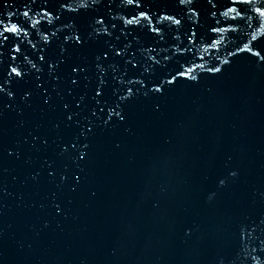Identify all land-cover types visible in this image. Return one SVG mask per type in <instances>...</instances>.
<instances>
[{
	"label": "water",
	"instance_id": "obj_1",
	"mask_svg": "<svg viewBox=\"0 0 264 264\" xmlns=\"http://www.w3.org/2000/svg\"><path fill=\"white\" fill-rule=\"evenodd\" d=\"M62 2L35 0L28 23L40 54L62 61L59 83L24 38L23 51L36 68L18 61L27 75L6 81L13 94L0 96V264H264V39L252 40L264 37V18L253 10L260 5L250 6L247 20L232 21L208 0H145L152 23L164 29L158 41L147 21L122 35L121 18L133 9L121 0L95 9L84 7L91 0H67L78 12L62 9ZM26 3L0 0V19L7 24L15 14L13 23H25ZM45 8L54 10L52 17L43 16ZM158 14L182 23L157 20ZM101 15L103 26L96 24ZM212 26L238 30L212 33ZM105 27L112 36H97ZM193 28L197 42L190 51L161 59L188 46ZM75 35L87 42L73 45L68 38ZM126 40L134 41L137 60L149 55L145 47H155L151 55L167 67L149 76L115 56L98 66L105 49ZM73 64L85 71L68 95ZM180 65L195 78L161 79H171ZM101 73L109 75L97 102L91 90ZM128 87L132 95L123 100ZM80 96L88 98L82 110L75 106ZM65 103L79 112L71 123Z\"/></svg>",
	"mask_w": 264,
	"mask_h": 264
},
{
	"label": "snow or ice",
	"instance_id": "obj_2",
	"mask_svg": "<svg viewBox=\"0 0 264 264\" xmlns=\"http://www.w3.org/2000/svg\"><path fill=\"white\" fill-rule=\"evenodd\" d=\"M121 2L128 6L129 8H132L133 11L128 14L126 17H122L123 21V30L122 35L124 37H128L131 35L133 31H135L136 28H139L141 24L144 21H147L148 23L145 25L147 27L148 31L153 35V38L158 41L164 40V29L161 26H157L156 24L152 23L153 17L150 15V9H146L145 7V0H121ZM210 4H212L213 8H217V5L220 6V8L223 9L221 11V15L227 19H230L232 21H236L237 19L240 20H247V11L250 9V6H252L255 3H258L260 6L255 7L253 10L258 13V16L260 18H264V0H208ZM35 3V0H28V3L24 5L25 9L22 12V16L25 19V23L21 24L19 22L13 23L12 22V16L15 14H10L8 17V23L6 24L4 19H0V96L3 95H9L11 96L12 90L10 86L6 83V81H12L13 83L17 81L24 80L27 73L24 71V68L21 66L18 61H27L31 64V67L33 69L36 68V63L29 60L28 54H25L23 51V44H24V38L28 39V42L31 44V48L35 49L37 52V58L39 62H42V68H46L51 75H53L59 83L61 77L58 74V69L60 67V63L62 61L57 60H48L46 59V56L44 54H40L43 52V48L37 49L36 44L31 43V37L28 36V23L31 21V8L30 5ZM179 3L181 5H187L194 3V0H179ZM62 9H67L68 11H76L78 12L79 9H71L67 8V0H63L61 3ZM98 6H104L105 8H110L111 3L110 0H91L90 5L85 4L84 7H92L97 8ZM52 9L45 8L43 11V16L45 18H50L53 16ZM230 13H234L235 15H229ZM195 15H199V13H194ZM212 15L215 17V12L212 13ZM130 17V18H128ZM60 17L57 15L55 16V19H59ZM116 18L113 17V20ZM157 20H163V21H170L172 24L179 26L181 25L182 21L178 18H176L174 15H164L163 17L159 16V14L156 17ZM36 23H39L37 21ZM49 23H51V20L49 19ZM8 24L11 26L9 27ZM96 24L98 25H105V19L101 15L98 18H96ZM217 25H219V21L217 20ZM264 27V24L261 25ZM36 24H32V28L35 29ZM113 29L116 28V24L113 23L111 25ZM225 30L230 31H236L238 29L236 28H230V29H222L219 26H212L210 28V31L212 33H220ZM35 34V33H34ZM51 35H55V33H51ZM97 36H104V37H111L112 33L108 31V28L105 27L103 33L97 32ZM44 44L45 46L49 45L51 41L48 40L47 36L44 38ZM71 40L72 44L75 46H83L87 42V38L83 35H75L73 37L68 38ZM115 39L119 41L121 39L120 36H116ZM213 39L214 38H210ZM258 39H264V37H257L253 36L252 40L257 41ZM173 40H179L178 36H174ZM187 40L189 41V45L184 46H178L175 49H169V51L172 53V55H165L161 59L164 61H170L172 59V56H182L191 49V45L196 44L197 42V32L195 28H193L188 34H187ZM134 41L132 40H126L122 44H117L115 47H113L111 50L105 49L100 54V59L98 61V66L100 64H103L108 61L109 56H115L117 58H120L124 61V63L133 71L139 72L141 69H143V73H147L149 76L155 75L158 69L161 67H167V64L161 65V61L157 59L154 55H151V53L156 52L155 47H145V51L149 53L147 57H145L143 60H137V52L133 48ZM135 43L140 46L144 47L142 45H139L138 41H135ZM244 49H241L243 51ZM249 52L252 51L251 48L247 49ZM255 55L259 56L260 53L256 52ZM203 59V58H201ZM71 72L73 73L72 76L68 77V81L70 83V86L67 90L68 95H72L73 91L77 87L80 86V74L85 71L84 67L80 64H73L71 65ZM37 71H42V69H37ZM208 71H215L219 72L221 71L220 68H209ZM108 73H101L98 75V86H94L92 88V96L91 99L93 101H102L105 96V90L107 88L106 80L108 79ZM125 77H127L128 73L125 71L124 73ZM178 78H186V79H194L195 77L192 76V70L191 68H185L184 65H180L176 68L175 72L171 74V79H168L167 77L162 76L161 79H164L167 84H173L175 83ZM41 77H37V80H40ZM112 80H117L119 84L123 85L125 83V80L120 78L116 73H112L111 75ZM129 84H143V80H129ZM157 84H159V80L156 81ZM147 87V85H144ZM39 87L43 89L45 86L43 83L39 84ZM125 91L128 93L127 96L121 95V99L127 100L132 95V88L128 87L125 89ZM154 92H160L162 91L161 87H155L152 89ZM119 94V93H118ZM45 99L44 103L49 104L51 102V97L48 96L47 92L44 93ZM87 97L86 96H80L75 101V106L77 109H83L87 106ZM11 106V105H10ZM64 109L67 112L66 120L68 122H73L74 118H77L79 115V112H72L69 111L71 109V105L68 103L64 104ZM96 110L100 113L104 112V107H102L99 103L96 105ZM91 115L95 117L96 112H91ZM117 115H121L117 113ZM121 118L122 115H121ZM86 131L91 132V127H86ZM72 147H75V144L72 145ZM80 159H83V156L80 157ZM75 179L79 180V177H75ZM264 223V222H262Z\"/></svg>",
	"mask_w": 264,
	"mask_h": 264
}]
</instances>
